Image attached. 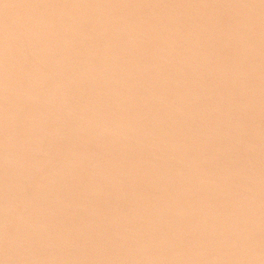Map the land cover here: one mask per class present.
Returning <instances> with one entry per match:
<instances>
[{
	"label": "rangeland",
	"instance_id": "374dc122",
	"mask_svg": "<svg viewBox=\"0 0 264 264\" xmlns=\"http://www.w3.org/2000/svg\"><path fill=\"white\" fill-rule=\"evenodd\" d=\"M0 264H264V0H0Z\"/></svg>",
	"mask_w": 264,
	"mask_h": 264
}]
</instances>
